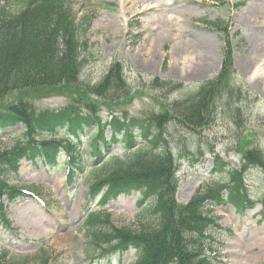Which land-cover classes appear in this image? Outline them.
<instances>
[{
	"label": "rangeland",
	"instance_id": "rangeland-1",
	"mask_svg": "<svg viewBox=\"0 0 264 264\" xmlns=\"http://www.w3.org/2000/svg\"><path fill=\"white\" fill-rule=\"evenodd\" d=\"M67 1L80 28L77 39L88 44L75 78L53 87L12 90L0 98V109L23 102L36 112L67 108L82 116H100L107 135L110 122L154 124L160 114L169 115L170 102L193 95L222 70L226 46L220 33L205 24L220 19L228 23L232 48V72L225 73L231 97L211 99L210 115L201 119V126L172 120L166 125L163 137L177 164L174 198L186 204L207 188H230L225 177L215 175L213 182L207 181L212 178L213 155L234 170L250 152L264 162V0H124L125 6L121 0ZM113 63L124 80L111 77L105 83ZM93 128L88 127L87 134ZM19 130L9 128L2 134L0 148L14 144ZM109 153L119 160L127 154L111 145L98 163L86 157L72 182L58 166L48 170L23 161L17 178L7 184L34 191L42 201L16 192L14 200L0 196L9 221L6 226L0 212V256L10 264H100V251L85 225L90 211L109 212L115 227L140 225L138 193L102 206L87 196L90 184L111 170L112 159L103 164ZM199 155L201 160L194 161ZM248 166L244 182L252 208L239 214L228 203L214 210L220 223L232 228L231 235L222 237L220 264H264V168L257 162ZM136 256L134 250L115 251L104 260L132 264Z\"/></svg>",
	"mask_w": 264,
	"mask_h": 264
},
{
	"label": "trees",
	"instance_id": "trees-1",
	"mask_svg": "<svg viewBox=\"0 0 264 264\" xmlns=\"http://www.w3.org/2000/svg\"><path fill=\"white\" fill-rule=\"evenodd\" d=\"M73 19L65 0L0 1V98L12 90L53 87L75 78L86 43L76 39ZM209 24L226 36L225 23L216 20ZM224 57L223 68L214 80L202 85L194 95L172 103L176 116L186 124L201 126V119L210 115L211 99L231 97L225 79L230 66L229 48L224 50ZM111 77L122 81L118 64L111 65L104 82L108 83ZM101 121L98 116H82L67 108L36 112L23 102L0 109V137L9 128L23 127L12 147L0 149V196L15 197L7 183L17 174L21 159L55 165L62 154H69L72 165L80 168L86 155L84 144L88 153L99 159V144H120L123 152H129L121 160L113 154L108 156L103 164L112 159L111 170L104 172L92 189L105 187L104 196L109 200L138 192L140 225L135 229L115 227L109 213L91 212L85 224L93 242L110 244L107 249H134L138 257L132 264H213L211 233L217 228L207 202H220L219 194L207 190V195L187 204L175 200L174 159L166 145H160L165 119H158L154 127L135 124L136 121L116 122L110 136L105 135ZM92 125L94 131L86 135ZM255 157V152L248 153L242 170L255 162L264 168V162ZM59 167L64 169L65 164ZM226 170L227 179L231 177L235 182L240 173L215 156L212 173ZM243 190L239 183L225 198L238 199L236 194ZM0 210L4 216L6 210L1 203ZM3 257L0 256V264H10L3 262Z\"/></svg>",
	"mask_w": 264,
	"mask_h": 264
},
{
	"label": "bare ground",
	"instance_id": "bare-ground-1",
	"mask_svg": "<svg viewBox=\"0 0 264 264\" xmlns=\"http://www.w3.org/2000/svg\"><path fill=\"white\" fill-rule=\"evenodd\" d=\"M121 1H123V3H124V5L123 6H125V2H124V0H121ZM142 1H144V2H146L147 3V1H149V0H142ZM153 1V0H152ZM253 10H255L254 8H253ZM249 24H251V25H254V22H250ZM258 69V68H257ZM256 68L254 69V73H255V71L257 70ZM256 75V74H255Z\"/></svg>",
	"mask_w": 264,
	"mask_h": 264
}]
</instances>
